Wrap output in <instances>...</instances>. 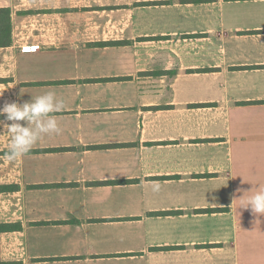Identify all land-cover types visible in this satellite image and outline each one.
Masks as SVG:
<instances>
[{"label": "crops", "instance_id": "0c3cea01", "mask_svg": "<svg viewBox=\"0 0 264 264\" xmlns=\"http://www.w3.org/2000/svg\"><path fill=\"white\" fill-rule=\"evenodd\" d=\"M7 40L0 107H64L0 129V264H264V0H0Z\"/></svg>", "mask_w": 264, "mask_h": 264}, {"label": "clouds", "instance_id": "9594fccd", "mask_svg": "<svg viewBox=\"0 0 264 264\" xmlns=\"http://www.w3.org/2000/svg\"><path fill=\"white\" fill-rule=\"evenodd\" d=\"M63 107L64 102L53 91L32 97L22 104L11 102L0 107V115L5 117L0 120V129L9 134V161L24 157L42 136L60 134L62 129L53 113ZM238 208H250L254 215L264 216V189L241 199Z\"/></svg>", "mask_w": 264, "mask_h": 264}, {"label": "trees", "instance_id": "16d2710c", "mask_svg": "<svg viewBox=\"0 0 264 264\" xmlns=\"http://www.w3.org/2000/svg\"><path fill=\"white\" fill-rule=\"evenodd\" d=\"M7 41H0V45H5ZM15 188L13 185H0V191H11ZM20 225L18 223H0V232L11 231L19 229Z\"/></svg>", "mask_w": 264, "mask_h": 264}, {"label": "built area", "instance_id": "2783aa9c", "mask_svg": "<svg viewBox=\"0 0 264 264\" xmlns=\"http://www.w3.org/2000/svg\"><path fill=\"white\" fill-rule=\"evenodd\" d=\"M39 49V44H25L20 47L22 52L37 51Z\"/></svg>", "mask_w": 264, "mask_h": 264}]
</instances>
